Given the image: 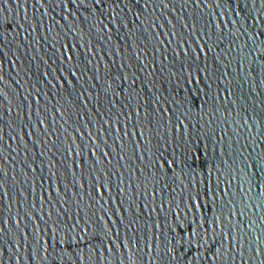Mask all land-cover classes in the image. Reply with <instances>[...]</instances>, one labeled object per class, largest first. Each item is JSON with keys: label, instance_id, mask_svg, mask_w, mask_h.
<instances>
[{"label": "water", "instance_id": "1", "mask_svg": "<svg viewBox=\"0 0 264 264\" xmlns=\"http://www.w3.org/2000/svg\"><path fill=\"white\" fill-rule=\"evenodd\" d=\"M0 264H264V0H0Z\"/></svg>", "mask_w": 264, "mask_h": 264}]
</instances>
